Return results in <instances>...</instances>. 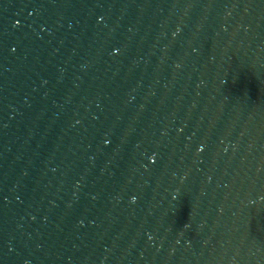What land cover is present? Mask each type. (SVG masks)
<instances>
[{
    "label": "water",
    "instance_id": "1",
    "mask_svg": "<svg viewBox=\"0 0 264 264\" xmlns=\"http://www.w3.org/2000/svg\"><path fill=\"white\" fill-rule=\"evenodd\" d=\"M0 264H264V0H0Z\"/></svg>",
    "mask_w": 264,
    "mask_h": 264
}]
</instances>
